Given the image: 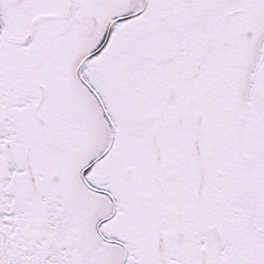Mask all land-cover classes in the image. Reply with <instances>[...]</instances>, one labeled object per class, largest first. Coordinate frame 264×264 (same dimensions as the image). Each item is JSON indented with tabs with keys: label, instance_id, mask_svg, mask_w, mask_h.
<instances>
[{
	"label": "snow or ice",
	"instance_id": "obj_1",
	"mask_svg": "<svg viewBox=\"0 0 264 264\" xmlns=\"http://www.w3.org/2000/svg\"><path fill=\"white\" fill-rule=\"evenodd\" d=\"M0 264H264V0H0Z\"/></svg>",
	"mask_w": 264,
	"mask_h": 264
}]
</instances>
